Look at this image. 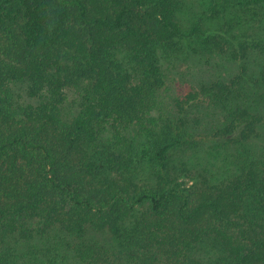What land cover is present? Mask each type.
<instances>
[{
    "label": "trees",
    "instance_id": "16d2710c",
    "mask_svg": "<svg viewBox=\"0 0 264 264\" xmlns=\"http://www.w3.org/2000/svg\"><path fill=\"white\" fill-rule=\"evenodd\" d=\"M196 1L0 0V264H264V0Z\"/></svg>",
    "mask_w": 264,
    "mask_h": 264
},
{
    "label": "rangeland",
    "instance_id": "374dc122",
    "mask_svg": "<svg viewBox=\"0 0 264 264\" xmlns=\"http://www.w3.org/2000/svg\"><path fill=\"white\" fill-rule=\"evenodd\" d=\"M193 1V0H192ZM200 2L201 0H197L193 7L188 10L186 13L182 14L183 16V23H184V26L185 25H188L190 23V21H196L198 19V13H194L195 10L197 9H200L201 6H200ZM193 11V12H192ZM193 13L195 15H193ZM180 63H177L175 65H171L170 66V76L172 77V80H171V86L175 89L177 87V89H179V82H181V79L183 78V75L185 77H187L186 73H188L189 71L186 69V66H185V63H181V69L180 67L178 66ZM220 65L219 67H217V71H219L220 73L222 71H225L226 70V67H227V63L223 62V61H220ZM178 70V73L176 72ZM183 70V71H182ZM212 71V68L210 69V72ZM216 71V73H217ZM190 76V75H189ZM183 80V79H182ZM260 143L259 144H262L264 143V134H263V138L260 140H258Z\"/></svg>",
    "mask_w": 264,
    "mask_h": 264
}]
</instances>
